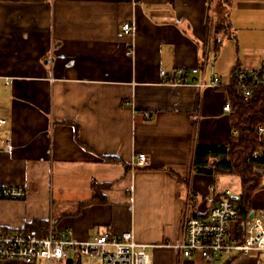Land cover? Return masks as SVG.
<instances>
[{
    "label": "crops",
    "instance_id": "1",
    "mask_svg": "<svg viewBox=\"0 0 264 264\" xmlns=\"http://www.w3.org/2000/svg\"><path fill=\"white\" fill-rule=\"evenodd\" d=\"M262 64L264 0H0V186L26 193L0 200V229L131 232L151 264H264L176 248L190 207L204 213L208 195L240 191L235 175L195 171L194 150L230 144L232 72ZM177 68L198 71L187 84L160 75ZM214 76L225 85H197ZM251 209H264V189Z\"/></svg>",
    "mask_w": 264,
    "mask_h": 264
},
{
    "label": "built area",
    "instance_id": "2",
    "mask_svg": "<svg viewBox=\"0 0 264 264\" xmlns=\"http://www.w3.org/2000/svg\"><path fill=\"white\" fill-rule=\"evenodd\" d=\"M124 33H130L132 27L128 22L122 25ZM214 70V69H213ZM198 71L197 68H177L170 77L164 71L160 75L168 82L179 84L192 83L188 76ZM264 82V64L253 70L236 69L232 72V80L227 88H232L244 100L251 95L253 87ZM197 85L204 87H220L225 84L217 77ZM224 110L232 112L229 104ZM144 118L149 115L144 113ZM4 120H0V124ZM260 140H264V127L258 126ZM8 144L6 149H8ZM261 154L253 152V157ZM144 154H135L132 166L142 167L146 164ZM212 191V190H211ZM222 196L215 201L212 194L206 197L207 210L198 212L190 207L184 218L183 239L176 245L182 257L199 256L205 262H211L216 256L239 252L248 259L264 254V209H251L252 215L246 216L243 224V236L240 240L230 233V224L238 217L237 207L230 199L231 191L221 192ZM26 193L23 188L0 186V200H22ZM249 214V213H248ZM21 260L24 262L43 261L47 264L65 261L67 264H151L150 256L145 248L134 241L131 232L119 236L102 233L92 237L76 240L70 232H55L50 221L47 232L40 235L34 228L23 230L0 229V260Z\"/></svg>",
    "mask_w": 264,
    "mask_h": 264
},
{
    "label": "trees",
    "instance_id": "3",
    "mask_svg": "<svg viewBox=\"0 0 264 264\" xmlns=\"http://www.w3.org/2000/svg\"><path fill=\"white\" fill-rule=\"evenodd\" d=\"M227 91L234 119L232 140L228 146L197 144L193 167L200 173L230 174L239 178L240 191L237 195H231L230 199L238 211L236 239L240 240L244 221L252 208V197L257 191L264 189V140H260L257 133L258 126L264 127V82L256 84L246 100L232 88H227ZM255 151L261 155L253 157ZM97 186L100 188L103 185L94 184L93 188ZM221 196V193L217 194L215 201ZM44 227L40 223L30 228L43 235Z\"/></svg>",
    "mask_w": 264,
    "mask_h": 264
},
{
    "label": "rangeland",
    "instance_id": "4",
    "mask_svg": "<svg viewBox=\"0 0 264 264\" xmlns=\"http://www.w3.org/2000/svg\"><path fill=\"white\" fill-rule=\"evenodd\" d=\"M220 5V3H219V1H217L216 2V6H219ZM219 10V9H218ZM232 120L234 121V119L232 118ZM218 176L219 175H215V176H213V180L214 181H217V179H218ZM234 184V180L233 179H231V180H229V184ZM232 184H231V186H232ZM235 184L237 185V182L235 181ZM231 190H232V194H234L235 192H236V189H232L231 188ZM262 257H264V256H262Z\"/></svg>",
    "mask_w": 264,
    "mask_h": 264
},
{
    "label": "water",
    "instance_id": "5",
    "mask_svg": "<svg viewBox=\"0 0 264 264\" xmlns=\"http://www.w3.org/2000/svg\"><path fill=\"white\" fill-rule=\"evenodd\" d=\"M235 198V197H234ZM252 215V211L249 212L248 216L250 217Z\"/></svg>",
    "mask_w": 264,
    "mask_h": 264
}]
</instances>
